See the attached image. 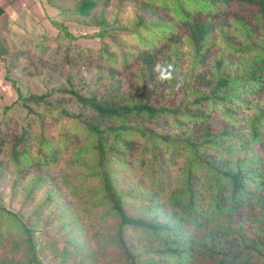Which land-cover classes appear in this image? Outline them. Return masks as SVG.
<instances>
[{
    "label": "trees",
    "instance_id": "obj_1",
    "mask_svg": "<svg viewBox=\"0 0 264 264\" xmlns=\"http://www.w3.org/2000/svg\"><path fill=\"white\" fill-rule=\"evenodd\" d=\"M159 1L175 12L178 22L162 18L163 22L158 19L153 27L164 37L187 25L195 59H204V52L216 54L214 32L234 36L225 33L229 26L224 14L229 6L244 4L256 20V26L247 31L242 30V21L236 20L240 33L248 39L246 44L225 40L234 49L252 54L251 64L248 63L252 66L244 79V73L238 78V68L222 70L226 58L218 56L215 60L211 56L220 74L215 71L209 75L207 84L211 89L203 97L220 107V116H213V110L207 107L198 108L195 114L187 107L184 121L191 130L182 138L175 137L174 142L167 138V165H175L185 151L190 152L182 164L186 180L182 179L175 189L159 183L160 188L148 194L143 214H132L128 205L135 199L120 191L118 166H125L136 147L137 140L128 133L131 117L147 109L154 114L156 109L136 101L124 103L112 96L98 99L79 95L78 99L94 111L96 119H82L60 107L59 118L69 122V130L61 125L55 138L41 121L38 131H23L10 142L12 159L18 170L28 166L36 169V178L31 181L34 188L48 179L38 169L61 163L65 153L73 151L72 163L88 152L97 159L98 164L93 167L100 171L98 185L83 196L92 201L83 204L84 217L76 219L77 229L67 233L65 248H55L60 264H264V109H257L261 115L256 118L246 112L252 107V98L264 94V0ZM95 5L94 0H82L80 12L85 14ZM64 29L70 34L66 26ZM146 29L147 33L142 30L138 34L144 41L156 34L150 27ZM126 47L117 43L119 51L114 54L105 46L92 59L99 65H103L102 61L106 66L117 63L123 69L130 67L132 60L149 65L154 61L152 48L137 54ZM138 92L148 93L142 87ZM55 139H60L59 143ZM169 142L173 143L170 149ZM19 143L26 144L23 151L15 148ZM146 149L144 145L141 152L137 151L138 164ZM242 153L246 157L242 158ZM154 158L159 161L158 156ZM244 220L256 224L254 231ZM41 246L16 213L0 207V264H44L38 254Z\"/></svg>",
    "mask_w": 264,
    "mask_h": 264
},
{
    "label": "rangeland",
    "instance_id": "obj_2",
    "mask_svg": "<svg viewBox=\"0 0 264 264\" xmlns=\"http://www.w3.org/2000/svg\"><path fill=\"white\" fill-rule=\"evenodd\" d=\"M94 1L96 5L83 14L80 12L82 0H26L25 4L22 0L21 7L18 5L17 10L6 14L10 17H0V34H3L0 36V207L16 213L31 228L42 245L38 254L44 264H60V255L55 248H65L67 233L77 227L76 219L84 217L83 204L88 205L92 200L87 201L83 196L98 185L100 171L93 167L98 162L88 152L72 163L73 151L65 153L61 163L46 170L38 169V173L48 179L34 188L31 181L36 178L37 171L29 166L18 170L10 153L12 140L23 131H38L43 120L47 132L55 138L61 125L64 124L68 131L69 122L59 118L60 107L82 119H96L93 118L94 111L78 99L79 95L98 99L112 96L124 103L148 104L156 109V113L151 114L147 109L131 117L128 123L129 137L137 140L136 147L132 148L133 157L125 166H118L117 182L122 193L128 192L135 199L128 209L131 208L133 215H142L148 194L159 189L160 184L175 189L182 179L186 180L182 164L190 152L185 151L175 165H167L166 154L170 151H165L167 138L174 142L175 137L182 138L191 130V125L186 127L184 112L189 108L195 114L198 108L207 107L213 110V116H220V107L203 97L211 89L207 84L209 75L213 76L215 71L220 74L213 62L218 56L226 58L222 70L228 72L238 68V78L244 73L243 79L252 66L248 64H251L252 54L240 52L225 41L248 42L240 33L236 20L242 21L243 31L255 27L256 20L244 4L228 7L224 16L229 27L225 33L234 36L224 37L221 31L214 32L217 35L216 54L204 52L205 60L194 58L191 31L187 25L174 31L172 37L169 34L162 37L153 27L154 23L163 22L162 18L178 22L175 12L163 6L161 1ZM147 27L156 34L144 41L138 34L142 30L147 33ZM117 43L125 44L126 48H131V53L137 54L152 48L154 61L149 65L132 60L130 67L123 69L117 63L106 66L102 61L100 64L103 65H99L92 59L105 46L117 54ZM168 72L172 74L171 79H158ZM140 87L148 93L140 94ZM251 96L248 95V99ZM251 104L246 112L253 118L260 116L257 109H264V94L261 98L253 97ZM102 124L107 123L103 121ZM55 140L59 143L60 139ZM172 144L169 142V149ZM144 145L147 149L138 164L136 153L141 152ZM137 147L139 149L135 151ZM15 148L23 151L26 144L19 143ZM35 150L36 147L32 152ZM156 156L159 161H154ZM243 157H246L244 153ZM243 223L254 231L255 223L250 220Z\"/></svg>",
    "mask_w": 264,
    "mask_h": 264
},
{
    "label": "crops",
    "instance_id": "obj_3",
    "mask_svg": "<svg viewBox=\"0 0 264 264\" xmlns=\"http://www.w3.org/2000/svg\"><path fill=\"white\" fill-rule=\"evenodd\" d=\"M21 1L22 0H0V12L2 11V13H0V17H4L6 16L7 18L10 17L11 15H6L8 12H11L13 10H17L16 7L19 5L21 7ZM25 1L23 2V4H25ZM15 24V22H13V25Z\"/></svg>",
    "mask_w": 264,
    "mask_h": 264
},
{
    "label": "clouds",
    "instance_id": "obj_4",
    "mask_svg": "<svg viewBox=\"0 0 264 264\" xmlns=\"http://www.w3.org/2000/svg\"><path fill=\"white\" fill-rule=\"evenodd\" d=\"M157 67H159V65ZM169 67H170V65H169ZM171 78H172L171 72H168L166 75L162 73L160 76H158V79H160L161 81L168 80Z\"/></svg>",
    "mask_w": 264,
    "mask_h": 264
}]
</instances>
